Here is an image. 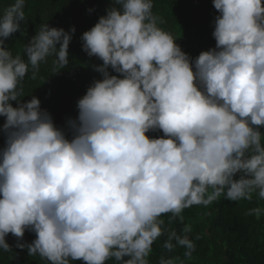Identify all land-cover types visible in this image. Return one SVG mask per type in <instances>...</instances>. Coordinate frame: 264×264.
<instances>
[{
  "label": "clouds",
  "instance_id": "obj_1",
  "mask_svg": "<svg viewBox=\"0 0 264 264\" xmlns=\"http://www.w3.org/2000/svg\"><path fill=\"white\" fill-rule=\"evenodd\" d=\"M212 3L215 47L193 59L160 27L166 21L153 0H113L80 37L82 50L102 61L94 68L102 79L64 127L37 97L22 100L23 81L50 57L56 72L69 65L75 27L42 24L24 59L5 41L26 20L25 0L3 10L0 250L11 251V234L16 248L46 264H150L165 237L163 250L183 248L190 261L191 224L169 230L163 216L183 224L186 209L221 197L264 201V0ZM246 215L260 220L264 206ZM26 231L35 233L31 243ZM158 264L185 261L162 254Z\"/></svg>",
  "mask_w": 264,
  "mask_h": 264
},
{
  "label": "trees",
  "instance_id": "obj_2",
  "mask_svg": "<svg viewBox=\"0 0 264 264\" xmlns=\"http://www.w3.org/2000/svg\"><path fill=\"white\" fill-rule=\"evenodd\" d=\"M14 3V0H0V14ZM153 12L163 17L166 23L160 27L172 33L182 50L195 59L200 52L215 47L212 36L215 17L219 15L213 7L212 0H153ZM113 0H25L26 20L21 22L18 32L9 37L5 44L12 54L27 59L24 46L39 31L42 24L49 27L63 28L69 31L73 26L75 33L69 44V65L56 72L53 57L42 63L36 78L32 79L31 70L23 81L24 102L33 96L41 102V108L53 117L57 127H64L68 118L78 115L77 101L97 79H102L94 68L102 64L96 57H89L82 50V34L90 30L100 16L106 15ZM91 9L92 11H89ZM111 72V69H109ZM113 75H117L111 72ZM16 107V102H12ZM5 122L0 117V128ZM264 133V128H261ZM150 138H158L163 133H146ZM5 137L0 131V149L4 147ZM238 178V177H237ZM264 206V201L253 198L251 202H232L221 197L212 205L193 206L183 213L184 223L167 224L168 217L163 216L166 227L181 232L184 224H191L190 238L195 243L193 258L189 261L183 257L185 249L167 253L161 248L165 237L153 245L150 264H158L159 257L180 256L185 264H264V216L257 220L246 212L254 207ZM199 236V239L196 237ZM35 233L25 232L24 241L31 243ZM11 246L10 252L0 250V264H43V260L29 257L27 249L15 247L17 241L9 234L6 237ZM127 259V258H126ZM73 264H83L75 261ZM107 264H114L110 260Z\"/></svg>",
  "mask_w": 264,
  "mask_h": 264
},
{
  "label": "rangeland",
  "instance_id": "obj_3",
  "mask_svg": "<svg viewBox=\"0 0 264 264\" xmlns=\"http://www.w3.org/2000/svg\"><path fill=\"white\" fill-rule=\"evenodd\" d=\"M43 264H46V262H45V261H43Z\"/></svg>",
  "mask_w": 264,
  "mask_h": 264
}]
</instances>
